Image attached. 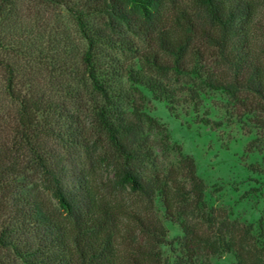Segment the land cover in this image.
Here are the masks:
<instances>
[{
    "label": "trees",
    "instance_id": "1",
    "mask_svg": "<svg viewBox=\"0 0 264 264\" xmlns=\"http://www.w3.org/2000/svg\"><path fill=\"white\" fill-rule=\"evenodd\" d=\"M45 1L83 9L73 14L87 44L81 79L94 104L88 123L79 118L80 125L56 131L42 116L56 104L22 89L16 64L0 46L2 95L16 104L12 114L0 112V264H162L159 245L166 238L149 213L156 192L171 219L188 218L203 206L205 185L193 157L177 145L180 159L167 180L142 174L153 153L145 129L166 128L145 112L149 98L139 86L166 101L169 111L183 102L197 108L201 89L222 91L234 100L239 120L263 115L256 121L264 135V28L258 18L264 0ZM14 2L0 0V24ZM95 15L100 22L88 23ZM100 45L133 52L140 69L112 60L100 72ZM119 73L134 86L129 112L120 110L111 89ZM171 76L191 78L192 86L183 95L169 84ZM53 136L62 152L44 146ZM221 226L228 232L224 242L197 233L179 240L172 246L179 250L174 264H194L199 255L202 264H212L203 256L223 251H234L238 264H264L263 246L251 258L254 244L245 231L226 221ZM258 226L264 240L261 218Z\"/></svg>",
    "mask_w": 264,
    "mask_h": 264
},
{
    "label": "rangeland",
    "instance_id": "2",
    "mask_svg": "<svg viewBox=\"0 0 264 264\" xmlns=\"http://www.w3.org/2000/svg\"><path fill=\"white\" fill-rule=\"evenodd\" d=\"M74 9L83 10L71 1L66 5L45 0H15L0 24L1 54L16 64L23 90L43 95L47 101L56 104V109L46 111L42 116L46 115L54 129L63 133L69 125H80L79 118L88 123L89 110L94 104L90 86L84 85L81 79V57L87 44L76 24ZM258 18L264 28V10L259 11ZM86 20L92 24L100 22L101 18L95 15ZM136 41L144 46L141 38ZM96 60L100 72H105L104 68L112 60L115 64L140 69L133 52H121L106 45L97 49ZM114 77L111 83L114 99L120 110L129 112L134 86L121 73ZM169 84L183 90L181 94L184 95L186 88L192 86V79L171 76ZM2 87L0 80V112L12 114L16 104L4 99ZM139 87L149 98L145 112L166 128L161 132L145 129L153 153L142 174L167 180L168 171L176 168L180 159V153L174 147L177 145L182 154L193 157L196 172L205 185L203 206L199 213L188 218L171 219L166 214L162 196L156 192L149 213L160 223L166 238V243L159 245L162 264L175 263L179 250L174 251L172 246H177L185 236L197 233L212 241L227 240L228 232L221 226L222 221L245 231L254 244L248 256L256 257L258 249L264 247L258 226L260 218L264 223V135L256 121L263 115L255 118L250 115L241 121L236 117L235 102L229 95L207 89L199 91L197 108L183 102L175 104L174 110L169 111L166 101L154 99L149 91ZM202 116L212 123L201 122ZM165 133L168 134L167 141L163 139ZM44 143L52 152L63 151L62 142L56 136ZM185 183L189 189V182ZM200 256L194 264H202ZM204 258L212 264H238L234 251L210 253Z\"/></svg>",
    "mask_w": 264,
    "mask_h": 264
}]
</instances>
